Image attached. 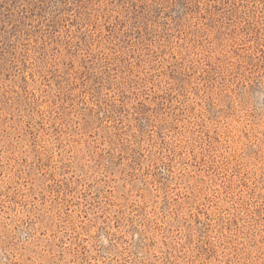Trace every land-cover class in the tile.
I'll return each instance as SVG.
<instances>
[{"label":"rangeland","instance_id":"rangeland-1","mask_svg":"<svg viewBox=\"0 0 264 264\" xmlns=\"http://www.w3.org/2000/svg\"><path fill=\"white\" fill-rule=\"evenodd\" d=\"M0 264H264V0H0Z\"/></svg>","mask_w":264,"mask_h":264}]
</instances>
